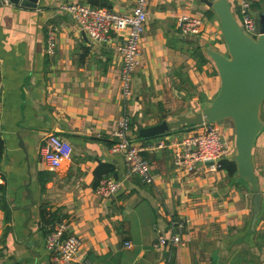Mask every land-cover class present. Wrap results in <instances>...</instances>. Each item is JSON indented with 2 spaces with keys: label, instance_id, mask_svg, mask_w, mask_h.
Listing matches in <instances>:
<instances>
[{
  "label": "crops",
  "instance_id": "1",
  "mask_svg": "<svg viewBox=\"0 0 264 264\" xmlns=\"http://www.w3.org/2000/svg\"><path fill=\"white\" fill-rule=\"evenodd\" d=\"M249 1L264 8V0ZM71 2L122 13L135 7V0H37L35 7L0 2V264H62L45 248L51 225L40 223V210L50 221L66 220L81 238L70 264H264V101L252 147L262 192L252 230L253 191L237 168L178 170L170 147H154L143 151L153 174L148 184L126 176L122 154L110 150L124 110L132 139L144 144L137 124L202 107L217 93L219 76L206 50L225 52L226 46L213 10L202 0L149 1L133 95L124 102L117 49L123 36L92 40L59 8ZM229 2L237 17L240 0ZM187 13L204 17L199 35L179 31L176 17ZM49 28L56 34L52 54L46 51ZM227 121L218 123L228 148L223 158L231 160L234 126ZM49 133L72 145V157L58 168L39 152ZM100 162L112 170L96 177ZM104 176L119 180L110 196L95 190ZM159 232L177 233L180 241L158 249Z\"/></svg>",
  "mask_w": 264,
  "mask_h": 264
},
{
  "label": "built area",
  "instance_id": "2",
  "mask_svg": "<svg viewBox=\"0 0 264 264\" xmlns=\"http://www.w3.org/2000/svg\"><path fill=\"white\" fill-rule=\"evenodd\" d=\"M150 0H135V7L131 12L122 13L113 11L104 6H93L84 3H63L59 8L69 12L75 18L78 27L89 38L98 42H106L114 36L122 35L123 39L117 49L121 55V67L119 71L120 92L124 102L133 95V75L141 62L140 43L148 14ZM3 4H9V0H0ZM238 11L241 15L238 19L241 28L249 35L257 33L256 14L249 0H240ZM205 19L199 14H180L176 17V25L183 34L199 35L205 25ZM56 47V34L54 28H49L46 35V51L54 53ZM2 85L0 79V113L2 111ZM130 114L126 110L122 112L116 122L113 131V142L110 150L123 156L126 176L136 175L144 183L153 182L151 162L143 154L144 150H152L154 147H170L173 166L178 170L192 171L199 165L205 164L208 170H216L219 160L227 151L223 130L217 122H203L186 129L172 131V135L158 136L160 139L150 142L149 139H141L144 144L136 142L130 135ZM180 132L179 134H175ZM170 133V132H168ZM155 137V138H158ZM41 158L51 168H58L63 161L72 157V145L63 136L56 133L47 134L39 148ZM119 187V180L112 176L99 178L95 190L97 193L110 196ZM180 241L177 233L167 236L159 232L155 246L163 248L168 244ZM82 244L81 238L69 232L68 223L64 219L56 220L44 236L45 248L53 257L62 264H70ZM125 246L131 242L124 241Z\"/></svg>",
  "mask_w": 264,
  "mask_h": 264
},
{
  "label": "water",
  "instance_id": "3",
  "mask_svg": "<svg viewBox=\"0 0 264 264\" xmlns=\"http://www.w3.org/2000/svg\"><path fill=\"white\" fill-rule=\"evenodd\" d=\"M11 3L35 7L37 0H9ZM219 20L220 34L226 46L221 52L208 48L219 76V89L213 98L195 108L188 106L151 125L137 124L140 138H154L168 132L231 119L234 126V152L237 175L246 181L252 191L254 228L261 211L262 192L252 160L253 142L263 126L260 108L264 101V8L260 10L257 33L245 32L235 16L229 0H202Z\"/></svg>",
  "mask_w": 264,
  "mask_h": 264
},
{
  "label": "trees",
  "instance_id": "4",
  "mask_svg": "<svg viewBox=\"0 0 264 264\" xmlns=\"http://www.w3.org/2000/svg\"><path fill=\"white\" fill-rule=\"evenodd\" d=\"M93 6H95V5H93ZM256 8H257L258 14H259L260 10H262V7L260 5H256ZM140 139H146V138H140ZM111 167L112 166L110 164H107V163H104V162H100L98 164L96 170H95L96 177H98V175H100L102 173L108 172V170L111 171L112 170ZM219 167L226 168L228 171L234 172L236 170V163H235L234 159L230 160L228 158H222V159L219 160ZM56 220H60V219H56ZM48 221H50V220L45 218L44 210H40V223H45V224L52 225L55 222L54 220L50 221V222H48ZM41 227H43V226H41ZM47 230H48V227L45 229V233H46ZM168 264H169V262H168Z\"/></svg>",
  "mask_w": 264,
  "mask_h": 264
},
{
  "label": "rangeland",
  "instance_id": "5",
  "mask_svg": "<svg viewBox=\"0 0 264 264\" xmlns=\"http://www.w3.org/2000/svg\"><path fill=\"white\" fill-rule=\"evenodd\" d=\"M253 11H254V13L256 14V19L258 18V10H257V8L256 7H253ZM237 18L238 19H240V17H241V15H240V13H239V11L237 10ZM231 120V119H230ZM227 122H232V121H227ZM233 124V123H232ZM233 129H234V127H233ZM180 132H176L175 134H179ZM233 136H234V130H233Z\"/></svg>",
  "mask_w": 264,
  "mask_h": 264
}]
</instances>
